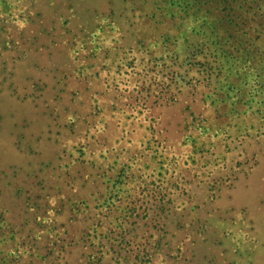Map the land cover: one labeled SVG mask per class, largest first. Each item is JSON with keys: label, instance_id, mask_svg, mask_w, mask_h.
Instances as JSON below:
<instances>
[{"label": "rangeland", "instance_id": "obj_1", "mask_svg": "<svg viewBox=\"0 0 264 264\" xmlns=\"http://www.w3.org/2000/svg\"><path fill=\"white\" fill-rule=\"evenodd\" d=\"M153 8L0 0V264H264V121Z\"/></svg>", "mask_w": 264, "mask_h": 264}, {"label": "trees", "instance_id": "obj_2", "mask_svg": "<svg viewBox=\"0 0 264 264\" xmlns=\"http://www.w3.org/2000/svg\"><path fill=\"white\" fill-rule=\"evenodd\" d=\"M150 4L152 16L160 11L165 24L175 28V33L169 29L161 35L160 53L170 52L183 61L201 55L207 69L204 79L208 86L215 83L211 92L223 91L227 97L243 89L241 105L264 121V82L257 80L264 76V0H150ZM187 48L189 56L181 53Z\"/></svg>", "mask_w": 264, "mask_h": 264}]
</instances>
